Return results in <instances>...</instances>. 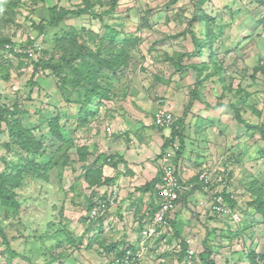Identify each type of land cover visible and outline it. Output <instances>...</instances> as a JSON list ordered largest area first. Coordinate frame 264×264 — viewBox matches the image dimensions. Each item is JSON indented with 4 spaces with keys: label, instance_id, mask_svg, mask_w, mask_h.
Returning <instances> with one entry per match:
<instances>
[{
    "label": "rangeland",
    "instance_id": "obj_1",
    "mask_svg": "<svg viewBox=\"0 0 264 264\" xmlns=\"http://www.w3.org/2000/svg\"><path fill=\"white\" fill-rule=\"evenodd\" d=\"M90 3L53 23L52 8ZM193 32L207 43L202 53ZM38 40L42 49L25 53ZM0 42V105L10 110L0 173L21 169L18 207L0 201V264H114L117 239L139 242L154 195L141 185L129 195L135 163L120 143L151 133L146 152L160 154V110L182 123L185 175L226 156L232 214L212 216L196 188L138 264H249L252 251L264 253V216L251 206L264 202V0H0ZM42 60L61 67L36 70ZM115 186L106 214L89 222Z\"/></svg>",
    "mask_w": 264,
    "mask_h": 264
},
{
    "label": "built area",
    "instance_id": "obj_2",
    "mask_svg": "<svg viewBox=\"0 0 264 264\" xmlns=\"http://www.w3.org/2000/svg\"><path fill=\"white\" fill-rule=\"evenodd\" d=\"M8 50L11 52H19L14 48L12 43L6 44ZM42 49V42L37 41L33 46L24 48L25 53L34 55L36 51ZM176 121V117L171 112H164L160 110L155 118V123L159 127L171 128ZM178 141L174 142L173 148H168L166 153L162 155L161 162L164 167V175L157 183L158 196L161 200V208L157 210L153 218H149L146 221L145 226L141 230L142 237L147 240L151 237L156 236L158 232V226L165 225L168 222V216L174 211L176 207V202L179 198L180 191L184 188L180 182L181 167L171 162V157L174 156L176 150L179 148ZM226 156L213 157L209 160L203 167V171L199 174V181L204 185L206 191L209 192L211 199L210 202L206 204L209 205L210 210L213 214L219 216H229L231 214V208L226 200L223 192L229 190L230 186H226L227 183V170L226 166ZM231 197L234 195L231 194ZM113 197L108 198L106 203L97 204L88 214V221L96 220L99 216L106 211L108 207V202H111ZM147 250V245L145 241L142 242L141 247L137 250H132L131 248H125L123 256L116 257L114 264H138V262L145 256ZM195 251L193 249L189 250V257L191 258ZM253 264H264V258L261 257L260 253L257 255L255 263Z\"/></svg>",
    "mask_w": 264,
    "mask_h": 264
},
{
    "label": "trees",
    "instance_id": "obj_3",
    "mask_svg": "<svg viewBox=\"0 0 264 264\" xmlns=\"http://www.w3.org/2000/svg\"><path fill=\"white\" fill-rule=\"evenodd\" d=\"M92 6V3H90L86 8H83V10H70V9H59V11H57V8H52L51 9V18L53 19V23H56L58 20L62 19L63 17L67 16L69 13H75V12H84V11H90V8ZM113 7L115 8L116 7V4L113 5ZM42 30L44 28L43 25H41L40 27ZM191 33V32H189ZM209 34H211V32H209ZM193 35V38H194V41H195V45H196V48H195V54H197L198 51H200L202 53V50H203V47L207 44L206 41H203L201 38H199L197 36L196 33H192ZM2 43V42H0ZM8 44V43H11L10 40H5V42H3V44ZM13 45V44H12ZM13 51V49L11 50ZM15 53H18V52H15ZM93 55V54H91ZM187 55H191V54H185V53H181L179 58L181 60H183ZM118 57V56H117ZM106 62V61H105ZM105 62L103 61H100V65H104ZM109 62H116V60L114 61H109ZM43 65L44 67H52L53 69H57L59 66L61 67L60 64H54L52 62H46V61H40V62H36L34 63L35 67H36V70L39 68L40 65ZM96 65H93L92 69H93V73L94 72H97L98 69H97V66L94 67ZM115 65L112 64L111 66V69H114ZM208 67V66H207ZM202 69H206L205 66H203ZM196 71H198V73H201L202 70H200V68H195ZM256 71L259 70V68L257 67L255 69ZM262 70L264 71V66H262ZM64 80L66 79V77L64 76L63 78ZM200 82H201V79L198 78V80L196 81V83L198 85H200ZM94 90H96L97 88H93ZM218 106H223L222 104H219ZM232 107H235L234 105H232ZM9 108L6 107L5 105H0V130H1V125H2V122L7 119V116H9ZM236 117L237 119L240 121V122H243L247 125V127L249 128H258L257 126H250L242 117V115L240 114V111L239 110H236ZM180 124L182 125L181 121H177L174 123L173 125V129H172V134L171 136L172 137H175V136H179L180 137V141H181V144H180V149L178 150V156H180L184 149L186 148L185 146V143H184V136H183V133H182V130H181V127H179L178 129L175 128L176 124ZM163 129V128H162ZM259 131L261 132L262 136L264 137V127L263 126H260L259 128ZM1 133V132H0ZM23 137V136H21ZM173 140L171 138H167L166 139V142H167V146L172 142ZM166 146V148H167ZM165 148V147H164ZM159 158V156H157V159ZM121 159H123V157H121ZM15 167L19 168V164L16 165ZM21 169L18 171L17 170V173H13L12 172V177H10L9 173L7 172H2L0 173V201L1 203H3L4 206H15V207H18V201L16 199V192H15V189H16V186H17V183H14V181H12V179H15L17 180V177L16 175H18V173H20ZM100 173V172H99ZM16 174V175H14ZM14 175V176H13ZM162 175H164V172H159L158 175L153 178L152 180H150L149 182H147L146 184H144L140 189H142L144 192H151L152 194L154 193L155 191V185L158 183L159 179H161ZM11 179V180H10ZM9 183H11V186L8 185ZM139 189V188H138ZM224 195L227 197L228 199V194H226L224 192ZM152 205H154V202H152ZM251 206L252 208H254L255 210H257L258 212L262 213L263 216H264V202L262 201L261 197L257 198L256 200H254L253 202H251ZM124 243L123 241H120L114 245H112L111 247V251L115 250V248L119 245V244H122ZM187 246V244H185V247ZM125 250H120L118 251V255L121 256L123 253H124ZM250 263L249 264H253L255 263V260H256V257H257V253H255V251H252L250 254ZM262 258H264V255H261ZM207 264H216L215 261L213 260H209L207 262Z\"/></svg>",
    "mask_w": 264,
    "mask_h": 264
},
{
    "label": "clouds",
    "instance_id": "obj_4",
    "mask_svg": "<svg viewBox=\"0 0 264 264\" xmlns=\"http://www.w3.org/2000/svg\"><path fill=\"white\" fill-rule=\"evenodd\" d=\"M177 119V118H176ZM176 122V121H175ZM159 128H163V129H167V128H164V127H159ZM173 127H171L170 129H172ZM171 134H172V132L169 134V136L167 137V138H171L173 141L168 145V148H173V146H174V142L175 141H178V144L180 143V137L179 136H175V137H172L171 136ZM166 138V139H167ZM177 146H179L180 147V145H177ZM168 148H165L160 154H158V156H159V158H158V161H159V171H158V173L159 172H164V167H163V165H162V162H161V158H162V155L163 154H165L166 153V150L168 149ZM180 148H178L177 150H176V153L174 154V156L173 157H171V162L173 163V161H174V163L176 164V165H180V167H181V171H182V173H181V178H180V182H181V184H182V186L184 187L181 191H180V193H179V198H178V200H177V202H176V207H175V209H174V211L170 214V217L168 216V222H167V224H165V225H160V226H158V234L156 235V236H154V237H151V238H149V239H147V240H145L143 237H142V235H141V230L143 229V227L145 226V224H146V221H147V219H149V218H153V216H154V214H155V212L157 211V210H159L160 208H161V200H160V198H159V196H158V190H157V184L155 185V191H154V193L152 194L151 192H149L150 194H151V196L152 195H154V200H153V202H154V205H152V203H151V205H150V207L148 208V212H147V217H145L144 219H143V221H137V224L139 225V227H138V231H139V234H140V237H141V240L138 242V238L136 239V240H134V239H132L129 235L128 236H123V238H121V239H117L116 241H115V244L116 243H118V242H120V241H122V240H124V243H122V244H119L116 248H115V250H113L112 252H111V254H114V257H112V260H113V263H115L114 261H115V258L117 257H121V256H123V254L121 255V256H119L118 255V251H120V250H125V248H131L132 250H137V249H139L140 247H141V244H142V242L143 241H145V244L147 245V249L150 247L149 245V243L151 242V241H153V240H156V239H158L159 237H160V230L161 229H164L165 231L168 229V228H171V226H172V223H173V220H175V215H176V213L177 212H179V208L181 207V203H180V201H182L183 199H185V198H187L188 196H190L193 192H194V190L196 189V188H198V187H200V188H202L203 189V191L206 193V196H207V198L205 199V198H203L202 200H200V203H202V205L206 208V209H208L209 211H210V214L212 215V216H219V215H215V214H213L212 212H211V210H210V207H209V205L208 204H206L207 202H210V199H211V196H210V194H209V192L208 191H206L205 190V188H204V185L199 181V174H200V172L201 171H203V167H204V165L209 161V160H211L212 158H210L207 162H202L201 163V165H200V170H199V172L196 174V176L193 178V177H188L187 175H185L184 173H185V171H186V163H187V160H185L184 159V155H185V149H184V151H183V153L180 155V156H178V150H179ZM221 156H223V155H220V156H215V157H221ZM157 160V159H156ZM158 175V174H157ZM156 175V176H157ZM185 175V176H184ZM160 180V179H159ZM159 182V181H158ZM226 194H228V199H227V197H226V200L228 201V203H229V197L231 198V194H232V191L231 192H228V191H224ZM224 192H223V194H224ZM112 195V192L110 193V196ZM113 195H114V197H113V199H115L117 196H118V190H117V188H115V191L113 192ZM233 195V194H232ZM233 198V197H232ZM113 199H112V201L111 202H113ZM107 201V200H106ZM111 202H108V207H107V209H106V211H104L103 213H102V215L100 216V218L102 217V216H104L105 214H106V212H107V210H108V208H109V206H110V203ZM230 205V204H229ZM95 206H97V205H95ZM94 206V207H95ZM94 207H91V209H90V211L94 208ZM230 208H231V206H230ZM89 211V212H90ZM231 214H232V209H231ZM231 214L229 215V217L231 216ZM97 220V219H96ZM142 222V223H141ZM190 249H192L190 246L187 248V250H186V253H185V261H189V262H192V260H193V258H194V254H193V256L190 258L188 255H189V250ZM258 253V252H257ZM259 254V253H258ZM257 254V255H258ZM146 255V254H145ZM262 255V254H261ZM264 255V254H263ZM145 257V256H144ZM143 257V258H144ZM142 258V259H143ZM141 259V260H142Z\"/></svg>",
    "mask_w": 264,
    "mask_h": 264
},
{
    "label": "crops",
    "instance_id": "obj_5",
    "mask_svg": "<svg viewBox=\"0 0 264 264\" xmlns=\"http://www.w3.org/2000/svg\"><path fill=\"white\" fill-rule=\"evenodd\" d=\"M160 130L162 131V134L159 135V138L157 137L158 139L156 138L157 139L156 142L157 143L159 142L158 150H160V152H162L167 146L166 138L169 136V131L167 129H160ZM154 132H155V130H154ZM151 138H152V134L151 133L149 135L140 134V135H138V139L137 140L135 139L134 142H133V140H131V142L128 145V147H124L123 143H120V148H131V149H127V152H128V155H129L130 159L133 160L134 163H135V168H133V171L135 173L133 172L134 175L130 176L132 178V180L130 179V181H132V186H133L131 188V190H132V192H134V194L130 193L129 195L130 196L132 195V197H134L135 199L137 197V194H136L137 188L140 185L143 186L148 181H150L153 178H155L156 175L158 174V171H159V161L157 159L158 154L156 153V155L151 157L150 156L151 153L146 152V148H149L148 147L149 146L148 142L151 140ZM167 148H168V146H167ZM123 159H124V157H123ZM123 159H121V160H123ZM145 165H147L148 167H151V168L147 169V171L145 172L144 176H140V174H139L138 177L134 180V178L137 176V173H138L137 170L140 171L141 168L143 166H145ZM115 188H117L118 194H120L119 193V191H120L119 187L115 186ZM147 193H149V192H147ZM117 202L118 203L121 202L120 198L117 199L116 203ZM117 206H118V204H117ZM180 209H181V207L178 210H180ZM257 252L260 253L259 251L255 250V253H257ZM261 254L263 255L264 253H260V255Z\"/></svg>",
    "mask_w": 264,
    "mask_h": 264
}]
</instances>
